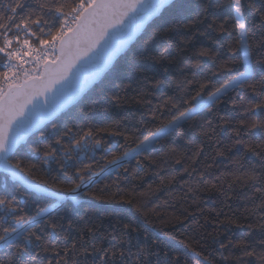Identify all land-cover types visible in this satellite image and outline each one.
<instances>
[{"label":"snow or ice","instance_id":"6c2138e0","mask_svg":"<svg viewBox=\"0 0 264 264\" xmlns=\"http://www.w3.org/2000/svg\"><path fill=\"white\" fill-rule=\"evenodd\" d=\"M169 5L174 18L149 34ZM225 8L227 13L217 14ZM181 29L186 34L177 43L173 35ZM195 35L214 47L194 46ZM145 36V47L154 45L156 50L129 61V81L118 85H141L138 102L146 107L141 119L87 131L71 125L61 130L59 117L78 105ZM169 64H177V72L171 73ZM257 64L264 66V0H0V172L30 190L0 192V264H224L232 257L223 250L235 247L241 252L235 264H264V215L257 211H264V141L251 139L264 134V72H254ZM154 67L171 76L173 88L155 106L149 84L165 81L147 75ZM249 94L259 99L253 102ZM221 105L239 110L241 118L233 121L222 115ZM227 127L234 134L231 147L241 146L257 156L260 167L241 164L231 181L217 185L208 171L213 157L207 164L200 162L203 172L192 169L195 183L226 198L224 183L247 187L251 216L256 217L248 218V227L258 229L260 237L227 244L213 237L219 248L208 251L203 239L184 236L183 248L173 249L159 235L143 232L136 219L144 217L146 204L137 198L129 177L134 179L146 161L151 167L157 145L175 154L177 141L193 143L194 132L211 139L217 129ZM116 137L120 139H109ZM231 147H218L216 157L227 158ZM132 161L136 169L129 167ZM50 162L57 167L46 173L43 184L26 171ZM102 183L105 187L97 195ZM80 196L127 205V222L102 231L97 223L83 218L78 223L60 214L65 202L79 203ZM161 211L167 209L154 210ZM104 241L115 243L105 246Z\"/></svg>","mask_w":264,"mask_h":264},{"label":"trees","instance_id":"16d2710c","mask_svg":"<svg viewBox=\"0 0 264 264\" xmlns=\"http://www.w3.org/2000/svg\"><path fill=\"white\" fill-rule=\"evenodd\" d=\"M258 2L259 0H257ZM227 11L228 9L225 8L217 14H224ZM174 16L173 6L170 5L164 10L162 18L156 19L152 23L148 33H153L157 27L167 24ZM184 34H186L185 30L181 29L180 33L173 35V39L179 43L181 36ZM257 38H259V34H257ZM145 39L146 36L134 44L128 54L116 62L112 71L95 85L78 105L59 117L58 123L61 130L65 125H71L76 126L77 130L83 128L84 131H87L89 128L99 129L114 124V122L127 123L128 121L135 122L141 119V113L146 111L145 105L138 102L137 89L141 85L135 82L129 88H121L118 85L129 81V61L139 60L142 54L156 50L154 45H149L146 48ZM193 45L206 48L214 47L206 37L199 35L193 37ZM250 46L253 48L252 59L254 60L255 46L251 41ZM221 52L227 54L224 53V50H221ZM241 55V53H237V56ZM203 62L206 65L210 63L207 59H204ZM177 66V64H169L170 72H177ZM254 72L257 75L264 72V66L255 65ZM153 74L165 81L158 86L149 84V99L155 106L159 104L158 98L172 94L173 88L168 83V80L171 79L169 74L161 73L158 67L149 69L147 75L151 76ZM113 95L119 96L120 100L115 102L110 100L109 97ZM248 99L256 102L259 97L249 94ZM219 108L222 115H227L233 121H238L241 118L239 110H233L224 105L219 106ZM202 113L206 114V110L202 109ZM144 118L150 119V117ZM233 135L231 127H227L224 131L217 129L215 138L211 139L200 135L197 131L193 133V143L188 144L184 141H177L179 149L175 154L170 152L167 147L163 151H161V145L155 147L152 153L151 167L147 166L146 161L145 168L138 171L134 179L129 177L131 186L139 194L137 198L146 204L144 217H137L136 219V223L140 225L143 232L159 235L163 243L173 249L183 248L180 241L184 236L195 237L197 240L203 239L206 241L208 251H211L213 247L219 248L218 245L213 244V237H218L219 241L224 244H227L229 240L236 242L244 238L253 240L260 237L261 233L258 229L248 227V218L251 217L252 220H255L256 217L251 216L253 205L246 198L250 195L247 187L236 182L229 188V184L224 183V190L228 192L230 197L226 198L221 192L211 187L206 189L205 186L195 183L197 176L192 169L199 168L203 172V164L211 162L213 157H215L214 166L208 171L214 174L212 182L217 185L221 183V180L231 181V173L241 164L244 167H260L261 161L257 156L246 153L241 146L231 147ZM109 139L118 140L120 138ZM171 139H175V137L173 136ZM251 139L253 142L264 141V134L254 135ZM162 144L167 145L168 140H164ZM224 146L231 147V151L226 152L227 158L216 157V149ZM194 153H198V155H194ZM117 154H119V151ZM140 159H143V157H140ZM177 159H180L181 163H176ZM200 162H203V164ZM56 167L57 165L51 162L48 164L38 163L36 168H29L26 171L32 179L43 184L48 179L46 173ZM129 167L136 169L135 161H132ZM121 173H123V170H121ZM217 177L221 179H217ZM110 179L115 180L116 177L112 175ZM122 184L127 185L128 181H122ZM149 185H151V189H149ZM104 187V183L99 185L97 195L100 194L99 189ZM190 187L193 189L192 191H189ZM5 190L24 192L27 189L12 181L5 174L0 173V192ZM35 195L33 193V196ZM77 200L79 201L78 204L71 201L65 202L60 214L72 218L78 223H83V220L97 223L101 225L102 231H111L113 225L127 222L128 217L124 214L128 211L127 205L92 200L88 196L77 197ZM157 207L167 209V211L154 212ZM257 211L260 215H264V211L259 209ZM186 212L193 213L194 217L189 216L186 219ZM161 216H163V219H161ZM233 217L236 218V223H229V219ZM178 219L183 220L184 223L179 224ZM174 227L175 231H173ZM160 230L166 231L168 235H162ZM249 233H251V236L248 235ZM76 235L77 233L73 232V236ZM173 236L176 238L172 239ZM133 237H136L135 233ZM138 239L142 241L143 236H139ZM135 242L136 239L133 240V243ZM110 243H115V241H104L105 246ZM223 251L226 255L230 254L232 257L224 264H235V257L241 255L239 247L224 249ZM219 259V256H216V260L219 261Z\"/></svg>","mask_w":264,"mask_h":264},{"label":"water","instance_id":"95a60500","mask_svg":"<svg viewBox=\"0 0 264 264\" xmlns=\"http://www.w3.org/2000/svg\"><path fill=\"white\" fill-rule=\"evenodd\" d=\"M169 6H170V5H169ZM169 6H167V7H169ZM167 7H166V8H167ZM98 83H99V82H98ZM98 83H97V84H98ZM97 84H96V85H97ZM94 86H95V85H94ZM94 86H93V87H94ZM93 87H92V88H93ZM90 90H91V89H90ZM90 90H89V91H90ZM62 115H63V114H62ZM0 173H2V172H0ZM3 174H4V173H3ZM33 180H34V179H33ZM16 183H17V182H16ZM18 184H19V183H18ZM20 185H21V184H20ZM21 186H22V185H21ZM22 187H24V188L26 189V186H22ZM27 190L30 191L29 189H27ZM71 202H73V201H71ZM73 203L78 204V203H76V202H73Z\"/></svg>","mask_w":264,"mask_h":264}]
</instances>
